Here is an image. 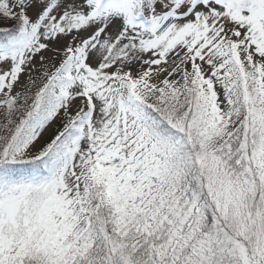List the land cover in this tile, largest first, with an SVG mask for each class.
Masks as SVG:
<instances>
[{
	"label": "snow or ice",
	"instance_id": "6c2138e0",
	"mask_svg": "<svg viewBox=\"0 0 264 264\" xmlns=\"http://www.w3.org/2000/svg\"><path fill=\"white\" fill-rule=\"evenodd\" d=\"M0 264H264V0H0Z\"/></svg>",
	"mask_w": 264,
	"mask_h": 264
}]
</instances>
